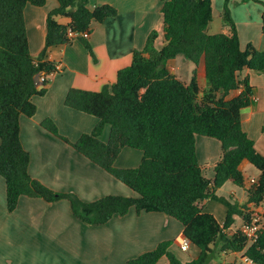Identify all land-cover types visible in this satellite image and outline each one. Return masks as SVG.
Masks as SVG:
<instances>
[{
	"label": "trees",
	"instance_id": "trees-1",
	"mask_svg": "<svg viewBox=\"0 0 264 264\" xmlns=\"http://www.w3.org/2000/svg\"><path fill=\"white\" fill-rule=\"evenodd\" d=\"M46 1L0 0V175L6 184L7 210L12 212L19 197L27 196L47 202L68 200L73 214L89 225L105 224L130 208L137 213L160 212L182 224L183 235L199 249L198 256L181 261L171 250L172 242L163 240L128 264H156L163 256L170 264H206L214 252L244 249L243 255L253 263L264 264V229L248 246L240 230L231 234L226 231L234 215L248 223L253 209L264 203V155L241 124V112L251 104L254 87L247 77L239 78L244 69L264 71V49L252 43L241 48L229 0H224L220 12L226 30L213 34L208 32L213 0H163L165 44L159 50L153 47L157 36L153 31L144 48L133 52L131 63L117 71L113 83L100 91L70 88L64 104L98 118L91 132L71 142L50 119L42 121V127L136 193L108 194L90 202L73 193L52 190L29 174L30 153L20 139V117L36 113L33 97L46 93L47 76L59 70L46 58L49 48L77 38L91 54V45L81 33H90L93 22L114 17L117 10L110 4L91 10L89 0H57L58 6L46 16L43 46L32 54L24 6H43ZM252 1L263 7L264 33V1ZM59 17H67L69 22L59 23ZM178 55L194 64L188 82L167 66ZM238 90L237 95L227 98ZM106 124L110 132L104 142L100 137ZM198 135L214 138L221 145L212 178L203 173L197 159ZM124 147L142 152L138 166L115 165ZM243 161L260 172L258 179L252 181L244 175L240 169ZM227 181L247 192L246 202L232 203L216 194ZM205 199L227 207L222 224L202 209L200 202Z\"/></svg>",
	"mask_w": 264,
	"mask_h": 264
},
{
	"label": "crops",
	"instance_id": "crops-1",
	"mask_svg": "<svg viewBox=\"0 0 264 264\" xmlns=\"http://www.w3.org/2000/svg\"><path fill=\"white\" fill-rule=\"evenodd\" d=\"M162 3L163 0H89L91 10L103 4H110L117 10L116 16L92 23L87 38L91 54L77 38L49 48L46 58L54 61L59 70L47 76L46 93L33 97L36 113L31 117H20V139L30 153L28 171L33 178L57 192L76 194L86 202L108 194L136 196L134 191L42 127L41 123L50 119L58 132L71 142L81 134L91 132L98 118L66 106L64 100L68 90L100 91L104 85L113 83L117 71L131 63L133 52L144 48L153 31L157 34L153 47L159 50L165 44ZM223 5L224 0L212 1L213 16L220 14ZM57 6V0H47L43 6L29 3L24 6L32 54L41 50L46 16ZM228 6L236 23L241 48L252 43L257 49H264L263 7L252 0H229ZM58 22L67 24L69 18L59 17ZM167 66L185 82L190 80L194 68V64L182 55L168 61ZM245 77L254 87V97L241 112V124L264 155V71L244 69L239 78ZM203 82L201 78L202 85ZM238 93L239 90L231 92L227 98ZM109 132L110 126L106 124L100 139L106 142ZM221 152L216 139L196 136L197 159L208 178L214 176ZM141 157L140 150L124 147L115 165L134 168L139 165ZM240 169L252 181L259 178L260 172L247 161L240 164ZM216 194L232 203L247 201V192L231 181L218 188ZM248 205L253 208L250 203ZM200 206L213 214L220 224L224 222L227 207L223 203L205 199ZM243 223L241 217L234 215L227 233L239 230ZM184 238L183 226L176 219L160 212L137 213L134 208L122 216L115 214L101 225H89L78 219L65 199L47 202L42 198L20 196L16 208L9 212L6 184L0 175V264H128L129 260L155 248L163 240H170L171 250L185 262L195 259L199 249L187 239L188 246L182 250L180 244ZM244 251L214 252L206 264H252L243 255ZM156 264L170 263L163 256Z\"/></svg>",
	"mask_w": 264,
	"mask_h": 264
},
{
	"label": "built area",
	"instance_id": "built-area-1",
	"mask_svg": "<svg viewBox=\"0 0 264 264\" xmlns=\"http://www.w3.org/2000/svg\"><path fill=\"white\" fill-rule=\"evenodd\" d=\"M78 35V34H76ZM81 36L84 38H88L89 33L84 32L81 33ZM263 216H264V204L260 205L257 208L253 209V213L251 215V219L248 223H243L241 228L239 229L246 237V245L248 246L249 244L255 242L258 238L259 232L264 229V221H263ZM188 246V240L183 239V241L180 244V248L182 250H185ZM248 260L252 263L253 261L248 258Z\"/></svg>",
	"mask_w": 264,
	"mask_h": 264
},
{
	"label": "rangeland",
	"instance_id": "rangeland-1",
	"mask_svg": "<svg viewBox=\"0 0 264 264\" xmlns=\"http://www.w3.org/2000/svg\"><path fill=\"white\" fill-rule=\"evenodd\" d=\"M225 21L222 18L220 14H215L212 18V21L209 23L208 26V32L213 34V33H218L226 30L225 26ZM130 189V188H128Z\"/></svg>",
	"mask_w": 264,
	"mask_h": 264
},
{
	"label": "water",
	"instance_id": "water-1",
	"mask_svg": "<svg viewBox=\"0 0 264 264\" xmlns=\"http://www.w3.org/2000/svg\"><path fill=\"white\" fill-rule=\"evenodd\" d=\"M36 79H37V76H36Z\"/></svg>",
	"mask_w": 264,
	"mask_h": 264
}]
</instances>
